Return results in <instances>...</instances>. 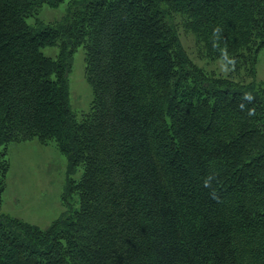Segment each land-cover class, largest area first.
<instances>
[{
    "label": "trees",
    "instance_id": "trees-1",
    "mask_svg": "<svg viewBox=\"0 0 264 264\" xmlns=\"http://www.w3.org/2000/svg\"><path fill=\"white\" fill-rule=\"evenodd\" d=\"M262 51L264 0H0V264H264ZM34 140L68 160L47 228L2 211L10 145Z\"/></svg>",
    "mask_w": 264,
    "mask_h": 264
},
{
    "label": "rangeland",
    "instance_id": "rangeland-1",
    "mask_svg": "<svg viewBox=\"0 0 264 264\" xmlns=\"http://www.w3.org/2000/svg\"><path fill=\"white\" fill-rule=\"evenodd\" d=\"M68 6L64 3L58 8L45 7L39 18L44 23L60 21L66 16ZM28 21L33 23L35 19ZM185 45L193 48L192 37H185ZM43 52L55 56L58 49L47 47L43 48ZM198 63L207 71L223 75L228 72L221 61L202 60ZM84 67V51L80 48L74 54L69 74V103L78 114L89 111L93 99ZM257 77L264 81V51L259 55ZM8 158L11 167L3 194L2 211L41 228L49 227L66 210L61 197L67 183V157L54 144L45 146L34 140L10 145ZM80 176L81 171L78 170L72 178L78 180ZM70 203L71 210L77 209L78 196L71 195Z\"/></svg>",
    "mask_w": 264,
    "mask_h": 264
}]
</instances>
